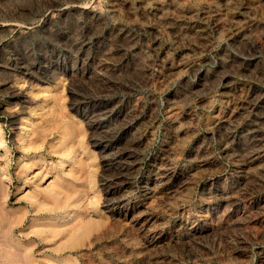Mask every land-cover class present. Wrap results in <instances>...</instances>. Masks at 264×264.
<instances>
[{
    "label": "rangeland",
    "instance_id": "rangeland-1",
    "mask_svg": "<svg viewBox=\"0 0 264 264\" xmlns=\"http://www.w3.org/2000/svg\"><path fill=\"white\" fill-rule=\"evenodd\" d=\"M0 264H264V0H0Z\"/></svg>",
    "mask_w": 264,
    "mask_h": 264
},
{
    "label": "bare ground",
    "instance_id": "bare-ground-1",
    "mask_svg": "<svg viewBox=\"0 0 264 264\" xmlns=\"http://www.w3.org/2000/svg\"><path fill=\"white\" fill-rule=\"evenodd\" d=\"M252 155V154H251ZM256 155V153L255 154H253L252 156H251V159L254 157ZM257 157V156H256Z\"/></svg>",
    "mask_w": 264,
    "mask_h": 264
}]
</instances>
